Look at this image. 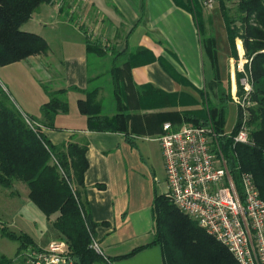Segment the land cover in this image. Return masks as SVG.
<instances>
[{"label": "crops", "instance_id": "0c3cea01", "mask_svg": "<svg viewBox=\"0 0 264 264\" xmlns=\"http://www.w3.org/2000/svg\"><path fill=\"white\" fill-rule=\"evenodd\" d=\"M204 1L198 0L199 26L187 8L188 0H78L76 14L69 2L58 11L45 3L21 30L42 37L48 51L0 67L3 88L16 96L21 113L40 124L45 122L40 107L48 101L44 87L51 92L65 90L57 97L67 109L54 117L53 127L42 125V133L54 146L87 147L80 197L94 224L93 238L111 261L100 264H164L161 248L151 245L153 200L165 194L157 187L160 171L165 181L157 141L163 124L189 125L182 120L183 112L220 106L221 92L228 96L221 105L225 129H233L239 109L244 112L242 81L249 62L242 42L229 41L218 0H212L211 8ZM88 43L99 46L102 54L88 52ZM91 91H97L103 116L117 114L119 99L127 116L125 131L89 128L78 101ZM155 91L173 98L166 104ZM104 95L110 99L107 112L101 101ZM252 105L249 102L245 111ZM16 185L23 190L21 194L11 190V197H27L28 190ZM29 213L37 216L32 209ZM42 217L40 228L34 223L38 232L24 233L36 248L58 238L47 224L50 221ZM140 247L144 248L125 257Z\"/></svg>", "mask_w": 264, "mask_h": 264}, {"label": "trees", "instance_id": "16d2710c", "mask_svg": "<svg viewBox=\"0 0 264 264\" xmlns=\"http://www.w3.org/2000/svg\"><path fill=\"white\" fill-rule=\"evenodd\" d=\"M51 1L0 0V67L48 51V44L42 37L22 31L21 27L42 4ZM66 2L69 0H63L61 6ZM218 2L229 41L232 44L235 38L241 40L244 57L249 62V65H245V71L251 87L248 100L253 105L246 110L245 124L250 143L239 144L233 140L243 120L240 109L231 134L223 133L225 107L221 105L228 99L225 92L218 96L220 106L185 111L182 120L192 126L209 125L214 128L217 133L214 135L216 149L225 161L237 190H240L241 174H250L260 198L264 200V0ZM198 6V0H188L187 8L199 26ZM86 49L91 53L102 54L99 46L88 43ZM44 90L48 101L40 107V114L45 122H36L39 127L31 129L0 84V186L10 189L17 182L26 187L28 200L51 222L58 239L66 244L67 254L73 264L111 263L108 258L89 248L94 237V224L80 197L88 167L86 145L68 143L54 146L42 133V125L53 127L54 117L67 109L66 103L57 97L65 90L51 92L45 87ZM155 93L162 96L166 104H169L167 100L173 98L158 91ZM242 93L239 87L238 94L242 96ZM96 95L97 91L87 92L84 100L78 101V110L87 117L89 128L97 131H125L127 116L119 99L117 114L110 118L100 114L101 103L97 101ZM146 95L153 96L150 93ZM152 212L154 238L151 245L161 248L164 264H236L224 246L180 212L165 194L154 197ZM1 236L18 243L16 254L27 247L36 248L24 233L16 234L3 229ZM143 248H137L125 257ZM12 261L0 255V264H12Z\"/></svg>", "mask_w": 264, "mask_h": 264}, {"label": "built area", "instance_id": "2783aa9c", "mask_svg": "<svg viewBox=\"0 0 264 264\" xmlns=\"http://www.w3.org/2000/svg\"><path fill=\"white\" fill-rule=\"evenodd\" d=\"M62 1L53 0V7L59 9ZM203 5L211 8L213 1L206 0ZM242 84L243 120L233 140L249 144L245 106L249 105L251 87L247 77ZM24 121L31 129L39 127L26 116ZM214 139L208 127L163 124L157 141L163 158L165 195L180 212L224 246L236 264H264V200L250 174H241L237 190ZM89 248L104 257L93 237ZM22 254L25 264H73L64 242H51L41 249L27 247Z\"/></svg>", "mask_w": 264, "mask_h": 264}, {"label": "rangeland", "instance_id": "374dc122", "mask_svg": "<svg viewBox=\"0 0 264 264\" xmlns=\"http://www.w3.org/2000/svg\"><path fill=\"white\" fill-rule=\"evenodd\" d=\"M77 1L78 0L69 1L68 4L71 6V13H74V14L77 13V6H76ZM53 3L54 2L51 1L52 6H53ZM59 9H56V10L58 11ZM74 20L75 19H73V22H74ZM217 31H218V29H217ZM35 78H36V76H35ZM247 78L249 79L248 74H247ZM3 89L8 94V96H9L11 102L13 103V105L15 106V108L21 113V110H20L18 104H16V96H14V94H9V92H7V90L5 88H3ZM10 93H12V92H10ZM101 101H102V106H103L104 112L109 111L110 110V99H109V97L104 95ZM21 115H22L23 119H24V116H26L27 118H29L30 122H37V121L31 119L29 116H27L23 113H21ZM241 123L242 122H240V124ZM206 127H208L211 130L212 135L217 134L216 130L214 128H212L211 126L207 125ZM239 129H240V126H239ZM239 129H238V131H239ZM231 132H232V130L228 131L227 128L225 129V126H224L223 133L225 135H230ZM217 153L219 154L218 150H217ZM158 181L159 182H158L157 187H158L159 192L160 193H166V181H164V173L161 171L159 172ZM15 184H19V183H17V182L13 183V186L10 189H4L3 187L0 186V255H3L9 259H12L13 260L12 264H18L19 262H23L25 264V262H24L25 260H24L23 254H22L24 250H22L21 252L16 254V251L18 249V243L2 237L1 236L2 230L5 229L7 231L14 232L16 234L27 233L29 235H33L32 229L37 231V229L41 227V224H42L44 219H43L42 215L40 213H38L36 208L33 205H31V203L29 202L27 197H25L24 195H22L19 198L13 197V196L11 197V194L8 193L11 190H17L20 194L23 190L22 187H19L17 185L15 186ZM21 185L24 186L23 184H21ZM30 209L34 210V212H37L36 213L37 216H31L29 213ZM26 212H27L28 216L27 215L24 216ZM21 214H23V217L21 216ZM38 214H40L39 215L40 217H38ZM22 218H24V219H22ZM35 222L38 225L36 227L37 229L34 227ZM47 224H51V222L47 223ZM56 240L57 241H52V242H58V243L64 242L61 239L59 240L58 238ZM50 243L51 242H49V244ZM49 244L46 247H48ZM36 249H41V248H36ZM101 264H103V263H101Z\"/></svg>", "mask_w": 264, "mask_h": 264}, {"label": "water", "instance_id": "95a60500", "mask_svg": "<svg viewBox=\"0 0 264 264\" xmlns=\"http://www.w3.org/2000/svg\"><path fill=\"white\" fill-rule=\"evenodd\" d=\"M74 261H76V262H77L78 260H77V259H74Z\"/></svg>", "mask_w": 264, "mask_h": 264}]
</instances>
